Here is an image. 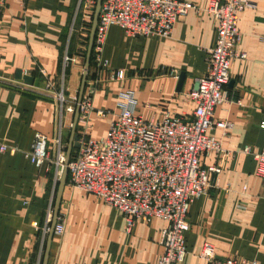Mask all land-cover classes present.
Listing matches in <instances>:
<instances>
[{"label":"crops","instance_id":"0c3cea01","mask_svg":"<svg viewBox=\"0 0 264 264\" xmlns=\"http://www.w3.org/2000/svg\"><path fill=\"white\" fill-rule=\"evenodd\" d=\"M189 1L200 8L210 3ZM249 1L238 18V49L247 58L232 60L229 100L214 113L232 127L209 131L230 156L220 172L209 174L213 186L189 209L183 264H207L200 255L206 242L218 258L264 264V182L256 174L255 159L244 151L245 146L264 150V0ZM82 8L79 0H9L0 8V144L17 148L0 150V264L44 263L49 233L44 238L34 222L45 224L52 201L54 215L59 182L55 190L54 166H36L26 152L37 133L52 138L57 94L63 90L68 103L79 96L93 20ZM217 36L215 17L196 10L178 20L171 37L132 38L120 26H110L102 53L108 67L92 61L88 69L87 79L100 80L94 106L116 110L119 92L130 88L138 101L135 113L145 120H160L167 111L191 115L196 104L188 92L195 77L207 73L206 50ZM66 55L71 60L65 63ZM18 70L32 76L34 84L17 79ZM112 70H124L125 78L113 80ZM112 118L92 114L88 136L103 137ZM73 120L74 114L68 113L63 133L67 147ZM83 129L79 117L76 131ZM215 163L213 152L201 158L203 168ZM58 219L65 230L54 232L47 264H157L163 252L160 232L168 224L162 219L139 221L128 232L120 211L68 181Z\"/></svg>","mask_w":264,"mask_h":264},{"label":"built area","instance_id":"2783aa9c","mask_svg":"<svg viewBox=\"0 0 264 264\" xmlns=\"http://www.w3.org/2000/svg\"><path fill=\"white\" fill-rule=\"evenodd\" d=\"M8 1L0 0V8ZM15 1L25 4L26 0ZM79 4L84 14L93 17L97 0H79ZM250 4L249 0H210L207 8H200L189 0H102L92 54L101 68L108 67L109 61L102 53L112 25L120 26L132 38L171 37L178 20L192 10L208 12L215 17L218 36L216 44L206 50L208 71L195 77L194 86L188 92L196 107L188 116H172L167 111L162 119L148 121L135 113L138 101L134 90L123 88L118 94L116 110L96 108L94 97L100 80L87 79L80 102L84 129L78 134L79 147L72 150L69 162L66 164L67 144L63 133L66 115L75 113L78 98L68 103L70 99L63 90L57 94V122L52 138L37 133L31 150L26 152L36 166L45 163L54 166L55 186L67 166L68 184L120 211L128 232L139 221H167L160 232L163 252L157 264L184 263L187 256L185 234L190 229L189 209L213 186L209 174L220 172L230 156V151L210 136L209 131L232 127L231 121L217 119L214 113L217 106L229 100L232 60L247 58V54L238 49L241 40L238 18ZM70 60L66 55L65 63ZM111 78L123 80L124 70H112ZM92 114L102 118L113 116L107 133L99 139L87 134ZM69 125L72 127V122ZM260 126L264 129V121ZM0 150L16 152L17 148L0 144ZM244 151L255 159L256 174L264 182V150L253 151L245 146ZM212 152L216 163L203 168L201 158ZM52 219L53 201L45 224L40 226L34 222L44 238L50 232ZM64 230L63 219H57L54 232L61 235ZM200 255L207 264H258L256 260L218 258L209 242L203 245Z\"/></svg>","mask_w":264,"mask_h":264},{"label":"water","instance_id":"95a60500","mask_svg":"<svg viewBox=\"0 0 264 264\" xmlns=\"http://www.w3.org/2000/svg\"><path fill=\"white\" fill-rule=\"evenodd\" d=\"M101 3H102V0H97L95 12L93 15V21H92L90 34H89V40H88V46H87V52H86V58H85V69H84L83 77H82L81 90H80L79 96H78V104L76 106V110L74 113V120L72 123L71 136H70V140H69L68 147H67L66 164L69 162L72 150L76 147H79L78 133H77L76 129H77V124H78V120L80 117V102H81L83 94H84L86 81H87V75H88V69L90 67L91 58H92V54H93L95 33H96L97 24H98V17H99V13H100ZM16 78L19 80L23 79L25 84H28V85L34 84V78L32 76L22 75L21 70L17 71ZM183 79H184V74H181L180 84H181ZM67 177H68V168H67V166H65L63 169L61 179L59 181L58 188H57V193H56V198H55L54 215H53V219H52V223H51V229L49 232V239L47 242V247H46V252H45L43 264H47L48 255H49V251H50V245H51V241H52V236L54 234L55 224H56L57 219H58L60 203L62 201L64 188H65V185L67 182Z\"/></svg>","mask_w":264,"mask_h":264},{"label":"rangeland","instance_id":"374dc122","mask_svg":"<svg viewBox=\"0 0 264 264\" xmlns=\"http://www.w3.org/2000/svg\"><path fill=\"white\" fill-rule=\"evenodd\" d=\"M92 18H93V17H92ZM92 21H93V20H92ZM90 24H91V26H92V22H91ZM91 26H90V30H91ZM86 46H87V45H86ZM84 58H85V57H84ZM84 58L82 59V61H83L82 63H85V59H84ZM65 96H67V94H65ZM77 97H78V96H77Z\"/></svg>","mask_w":264,"mask_h":264},{"label":"trees","instance_id":"16d2710c","mask_svg":"<svg viewBox=\"0 0 264 264\" xmlns=\"http://www.w3.org/2000/svg\"><path fill=\"white\" fill-rule=\"evenodd\" d=\"M92 61H94V60H93V55H92V58H91V62H92ZM56 188H57V186H56ZM55 190H56V189H55Z\"/></svg>","mask_w":264,"mask_h":264}]
</instances>
